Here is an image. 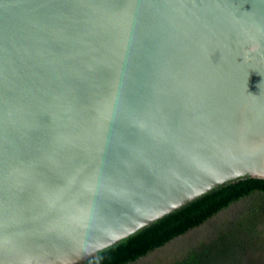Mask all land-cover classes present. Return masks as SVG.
Returning a JSON list of instances; mask_svg holds the SVG:
<instances>
[{
	"label": "water",
	"instance_id": "1",
	"mask_svg": "<svg viewBox=\"0 0 264 264\" xmlns=\"http://www.w3.org/2000/svg\"><path fill=\"white\" fill-rule=\"evenodd\" d=\"M264 180V0H0V264H85Z\"/></svg>",
	"mask_w": 264,
	"mask_h": 264
},
{
	"label": "trees",
	"instance_id": "2",
	"mask_svg": "<svg viewBox=\"0 0 264 264\" xmlns=\"http://www.w3.org/2000/svg\"><path fill=\"white\" fill-rule=\"evenodd\" d=\"M243 201L248 202L244 213L232 219L216 237L200 242L180 258L163 264H220L224 257L237 259V247L243 242L244 264H264L253 256L260 247L264 248V180L261 179H238L168 215L108 254L85 264H135Z\"/></svg>",
	"mask_w": 264,
	"mask_h": 264
},
{
	"label": "rangeland",
	"instance_id": "3",
	"mask_svg": "<svg viewBox=\"0 0 264 264\" xmlns=\"http://www.w3.org/2000/svg\"><path fill=\"white\" fill-rule=\"evenodd\" d=\"M248 204V202H247ZM246 202H239L235 204L230 209L222 212L216 218L209 221L207 224L201 228L194 230L184 237H181L165 248L152 253L147 258L141 259L135 264H163L165 262H170L177 258H180L186 250L195 247L200 242L205 241L208 238L216 237V235L228 224L232 219H236L238 215L244 213V209L247 206ZM264 230V227H263ZM244 240V238H242ZM237 259L223 258L220 264H244V242L241 246L237 247ZM260 249H262L260 251ZM254 258H258L260 262H264V248L260 247L253 254Z\"/></svg>",
	"mask_w": 264,
	"mask_h": 264
}]
</instances>
